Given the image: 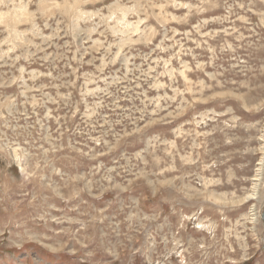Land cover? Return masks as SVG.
Masks as SVG:
<instances>
[{
    "label": "rangeland",
    "instance_id": "1",
    "mask_svg": "<svg viewBox=\"0 0 264 264\" xmlns=\"http://www.w3.org/2000/svg\"><path fill=\"white\" fill-rule=\"evenodd\" d=\"M0 14V264H264V0Z\"/></svg>",
    "mask_w": 264,
    "mask_h": 264
},
{
    "label": "bare ground",
    "instance_id": "2",
    "mask_svg": "<svg viewBox=\"0 0 264 264\" xmlns=\"http://www.w3.org/2000/svg\"><path fill=\"white\" fill-rule=\"evenodd\" d=\"M20 7H21V6H20ZM20 7H17V8H19V9H17V10H21L22 7H21V8H20ZM14 9H15V8H14ZM22 9H24V8H22ZM13 11H14V10H13ZM14 12H15V14L12 13V15H13V16H16V15L18 14V12H17L16 10H15ZM16 12H17V13H16ZM2 16H3V15L0 14V19H2ZM4 18H5V16H4ZM23 20H24V19H23Z\"/></svg>",
    "mask_w": 264,
    "mask_h": 264
},
{
    "label": "water",
    "instance_id": "3",
    "mask_svg": "<svg viewBox=\"0 0 264 264\" xmlns=\"http://www.w3.org/2000/svg\"><path fill=\"white\" fill-rule=\"evenodd\" d=\"M262 219H263V222H264V213H263V215H262Z\"/></svg>",
    "mask_w": 264,
    "mask_h": 264
}]
</instances>
